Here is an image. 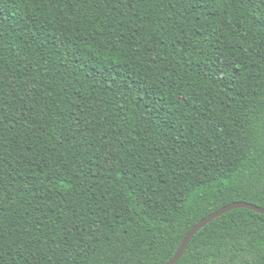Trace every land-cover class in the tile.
Masks as SVG:
<instances>
[{
	"label": "trees",
	"instance_id": "1",
	"mask_svg": "<svg viewBox=\"0 0 264 264\" xmlns=\"http://www.w3.org/2000/svg\"><path fill=\"white\" fill-rule=\"evenodd\" d=\"M264 209V0H0V264H165ZM175 264H264L239 208Z\"/></svg>",
	"mask_w": 264,
	"mask_h": 264
},
{
	"label": "water",
	"instance_id": "2",
	"mask_svg": "<svg viewBox=\"0 0 264 264\" xmlns=\"http://www.w3.org/2000/svg\"><path fill=\"white\" fill-rule=\"evenodd\" d=\"M239 208L252 210V211H254L256 213L264 215V209L256 207V206H253L251 204L236 202V203H232V204H229L227 206H224L223 208H221L218 211L210 214L209 216H207L206 218L201 220L198 224H196L194 227H192L188 231V233L185 235V237L183 238L182 242L180 243V245L177 248V250H176L175 254L173 255V257L169 261H167L165 264H175L179 260V258L183 254L184 250L188 246L189 242L191 241L192 237L195 235V233L197 231H199L201 228H203L209 222H211L215 218L221 216L222 214H224V213H226L228 211L234 210V209H239Z\"/></svg>",
	"mask_w": 264,
	"mask_h": 264
}]
</instances>
